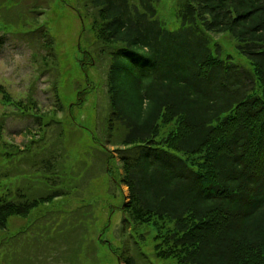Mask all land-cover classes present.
Segmentation results:
<instances>
[{"label":"trees","instance_id":"16d2710c","mask_svg":"<svg viewBox=\"0 0 264 264\" xmlns=\"http://www.w3.org/2000/svg\"><path fill=\"white\" fill-rule=\"evenodd\" d=\"M84 1L97 53L109 62L101 152L116 148L122 174L113 181L129 192L124 223L154 231L156 257L175 264H264V0H175V30L159 17L161 0ZM0 96L51 125L35 114V101H15L3 85ZM3 127L2 120L0 231L65 195L2 185L17 177L13 159L24 153L3 142ZM42 171L59 185L49 158Z\"/></svg>","mask_w":264,"mask_h":264},{"label":"rangeland","instance_id":"374dc122","mask_svg":"<svg viewBox=\"0 0 264 264\" xmlns=\"http://www.w3.org/2000/svg\"><path fill=\"white\" fill-rule=\"evenodd\" d=\"M157 9L168 28L179 26L175 0H161ZM90 13L84 0H0V85L15 101H35V114L51 123L41 127L0 96L3 142L17 154L24 151L13 159L17 177L1 178L2 185L14 194L17 187L36 189L37 195L48 188L65 192L27 218L9 219L0 231V264H125L128 256L135 264H175L156 257L154 231L124 223L129 192L113 181L122 174L116 148L101 152L109 62L97 53ZM215 38L248 67L228 36ZM45 43L54 53L52 62ZM82 98L86 103L80 106ZM48 158L59 177L53 187L42 171Z\"/></svg>","mask_w":264,"mask_h":264}]
</instances>
